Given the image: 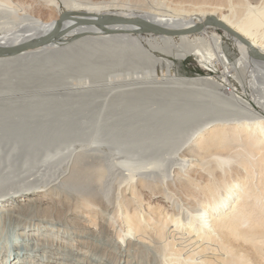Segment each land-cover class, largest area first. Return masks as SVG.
<instances>
[{
	"label": "bare ground",
	"instance_id": "bare-ground-1",
	"mask_svg": "<svg viewBox=\"0 0 264 264\" xmlns=\"http://www.w3.org/2000/svg\"><path fill=\"white\" fill-rule=\"evenodd\" d=\"M219 1L165 14L44 0L59 10L44 21L0 0V49L51 39L0 70L96 83L12 95L24 78L0 79V264H264V59L234 34L264 53V0ZM188 56L231 72L178 76Z\"/></svg>",
	"mask_w": 264,
	"mask_h": 264
},
{
	"label": "rangeland",
	"instance_id": "rangeland-1",
	"mask_svg": "<svg viewBox=\"0 0 264 264\" xmlns=\"http://www.w3.org/2000/svg\"><path fill=\"white\" fill-rule=\"evenodd\" d=\"M10 2V4L14 5L16 9V12L18 15H24L25 13L27 14H34V16H37L39 18H41L44 21H49L51 18V15H55L59 13L58 9L52 8V7H48L45 6L43 7L42 3L44 4V0H8ZM59 1V9L60 10H65L67 5L65 4L64 0H56ZM82 1H87V0H82ZM88 1H92V2H101V3H106L109 4V10L110 11H127V10H133L132 8H135L134 11L138 12V13H142V12H149L148 13H167V14H172V7L176 6L178 4V6H183L184 8H186L187 10H189V12H184L183 14H189V13H194L197 12L198 10H207L211 7H213L214 5H218L220 4L219 0H88ZM35 2L37 4H35ZM42 2V3H41ZM110 2V3H109ZM114 2V3H113ZM122 2V3H121ZM120 4L122 5H126L124 6L125 8L120 7ZM119 5V6H118ZM128 5V6H127ZM38 7V8H36ZM118 7V8H115ZM128 7V8H127ZM201 7V8H199ZM41 8V9H40ZM21 9V10H18ZM40 9V10H39ZM123 9V10H122ZM29 10V11H28ZM39 10V11H38ZM58 10V11H57ZM21 11V12H19ZM25 12V13H23ZM209 33H216L218 36H224V30H222L221 28H214V27H210L208 28ZM224 40H226V45H225V49L227 51V53L229 54V56L231 57L232 60H235L237 58V53L234 51L232 44L230 43V40H227L226 38H224ZM237 67V68H236ZM235 68L232 69V71H235L238 78H241V80L243 81H249V79L251 78L250 74L247 71H244V65H242L241 63L237 64ZM18 69H16L15 71H17ZM176 70H177V75L178 76H186V77H204V76H211L215 79H217L218 81L221 80V77L223 75H226V73L231 72V69H227L225 68L221 63L214 61L212 66L208 69L206 66H203L202 63L200 62V57L199 56H188L185 59L176 62ZM3 72H0V79H7L11 76L15 75L17 76V78L19 77H23L24 79H22L23 81H20L17 78L14 79V82L17 81L18 83H20L21 85L17 86L18 84L14 83V85L10 88H3L2 90H4L5 94H9V92L13 95H17V94H30V92H38V91H50V92H57V93H72L75 92L74 90H80L82 87H89L92 88L96 85L95 82H93L90 78L88 77H82V78H77L74 74H71V76L69 74L65 75L66 80L64 79H60L59 83H55L51 85H47L40 87L39 85L35 84V83H25V77L24 75H19L17 73H15V71H6L5 70H0ZM244 71V73H243ZM3 76H2V75ZM7 74V75H6ZM242 75V76H241ZM19 76V77H18ZM75 76V77H74ZM157 76L156 78H158V74L154 75ZM64 77V76H63ZM150 77V76H148ZM20 78V79H21ZM62 80V81H61ZM20 81V82H19ZM64 81V82H63ZM221 82H223L221 80ZM24 83V85H23ZM224 83V82H223ZM29 84V85H28ZM23 85V86H22ZM27 85L29 86V88L27 87ZM37 85V87H36ZM180 85V84H178ZM183 85V84H182ZM21 86V87H20ZM184 86V85H183ZM14 87V88H13ZM46 87V88H45ZM227 87H229L227 85ZM40 88V89H38ZM43 88V89H41ZM48 88V89H47ZM8 89V91L6 90ZM2 93V94H4ZM1 94V93H0ZM245 99L247 100H251V90L249 88H246V93L243 95ZM255 107L256 104H254ZM259 110V109H258ZM148 198V197H147ZM150 201L154 202H158V203H162L163 205H165V207H168V211L169 212H176L178 211V208L176 207V209H172L173 208V202L169 203L167 201H164V198L162 197H156V198H149ZM173 205V206H172ZM171 206V207H170Z\"/></svg>",
	"mask_w": 264,
	"mask_h": 264
},
{
	"label": "water",
	"instance_id": "water-1",
	"mask_svg": "<svg viewBox=\"0 0 264 264\" xmlns=\"http://www.w3.org/2000/svg\"><path fill=\"white\" fill-rule=\"evenodd\" d=\"M214 23L217 24V25H219V22L216 21V20H214ZM219 26L222 27V28H224L221 24H220ZM200 27H201V26H200ZM149 29H152L153 31L158 32L157 27L150 26ZM194 31H195V30H194ZM228 31L234 33V32L231 31V30H228ZM55 32H56V30L53 31V32H51V33L49 34L48 37H51V35H53ZM234 34L237 35L238 38H239L242 42L246 43V44L252 49V51H253V52H254L259 58L264 59V53H262L261 51H259L257 48L253 47V46L249 43L248 40L244 39L243 37H241V36L238 35L237 33H234ZM50 40H51L50 38H47V39H45V40H43V41H31V42H28V43H26V44H23V45H21V46H18V47H16V48H12V49H7V50H5V49H0V57H1V56L10 55V54L21 53V52L24 51V50H27V49L32 48V47H35V46L40 45V44H44V43H46V42H49Z\"/></svg>",
	"mask_w": 264,
	"mask_h": 264
}]
</instances>
